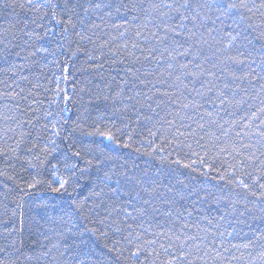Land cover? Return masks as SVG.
Masks as SVG:
<instances>
[{
    "label": "trees",
    "instance_id": "1",
    "mask_svg": "<svg viewBox=\"0 0 264 264\" xmlns=\"http://www.w3.org/2000/svg\"><path fill=\"white\" fill-rule=\"evenodd\" d=\"M49 2L60 0H0V264H264V202L241 186L259 193L264 184L254 183L264 173V81L230 75L260 72L262 0H247L250 12L199 0L212 8L184 22L196 33L188 43L179 38L192 45L186 56L173 51L168 28L177 14L166 7L183 0H91L100 7L78 9L67 32ZM229 32L239 33L231 48ZM238 52L248 56L243 66L229 60ZM225 83L228 100L245 103L221 106ZM96 128L130 147L87 135ZM101 150L114 161L81 174ZM125 169L166 186L151 206L123 177L103 180V172ZM60 178L69 181L67 193L51 191ZM73 203L83 205L79 213Z\"/></svg>",
    "mask_w": 264,
    "mask_h": 264
},
{
    "label": "snow or ice",
    "instance_id": "2",
    "mask_svg": "<svg viewBox=\"0 0 264 264\" xmlns=\"http://www.w3.org/2000/svg\"><path fill=\"white\" fill-rule=\"evenodd\" d=\"M213 3L217 6V7H223L226 9H233V10H237V9H247L249 12L251 11V8H249L248 6V2L247 0H239V2H232V3H223L222 0H213ZM264 6V0H262V5ZM41 7H44V5L42 4ZM48 7L50 9H52L51 15L52 18L56 20L57 24H60L63 28V30L65 32L68 31L69 27L74 28L75 24L73 22V17L77 15V10L79 9L80 11H83L84 13H87L90 9L92 8H97L100 7L99 4H94L91 2V0H87V4L85 6V0H60L59 3H52L49 2L48 3ZM158 6L156 5H152L151 8L154 10L155 8H157ZM166 7L169 8L170 12H174L176 13V17L175 19L177 20V26L176 27H169L168 31L172 32L175 34V39H174V44H175V48L173 49V51H176V49L178 48H183L184 50L182 52H178L177 54L180 56H186V55H190L191 53V48L192 45L189 44L188 47H185L183 43H179V38H183L185 43H188L189 41L195 39L196 37V33L192 32L191 30L187 29L185 27V21H195L197 20V18L199 17V10L202 8H208L209 10H211L212 5L211 4H207V3H200L199 0L197 3L193 4L191 2V0H183L182 3H176L175 6L173 5H166ZM253 7H255V5H253ZM60 8L61 11L64 13L65 16H67V21L66 23L64 22V20L60 17L57 16V13L55 11V9ZM38 10V9H37ZM183 10V11H182ZM188 12V13H192L195 12V14L193 15H185L184 13ZM44 15H48V12H45ZM164 15H168V14H164ZM217 19H219V17H217ZM42 27V26H41ZM195 27V24H194ZM237 27H239L237 25ZM177 28L180 29V31L177 30ZM228 36V47L231 48L234 46L235 43H237L239 41V33H237V35H232L231 32L227 33ZM82 39L84 37H81ZM161 42L163 43V40H161ZM264 47V46H262ZM167 51V49H166ZM169 55L171 56V53H169ZM250 55V54H249ZM241 57V58H238ZM160 59H164L163 55H161ZM172 59H175V57L173 56ZM229 60L231 61L232 64L236 65V66H243L246 64V62L248 61V56L245 55L244 52H238L237 56H230ZM189 63H191V61H189ZM252 63H255V61L253 60ZM169 67H172V65H169ZM178 67L180 69H184V70H188L189 68V64H180L178 65ZM196 68H200V65L197 64L195 65ZM260 72H256L255 69L249 68V71L246 72L244 74L243 77H237L235 75V73H230V75H232L233 80H241V79H248L249 83H251L252 81H256L257 83H260L261 81H264V60L261 61L260 65ZM171 74V73H170ZM184 75H192L195 76V73H191L188 71L184 72ZM209 75H214V73H209ZM177 80H180V77H177ZM204 85H202L203 87ZM185 88H187V85H184ZM208 91H212L211 88L208 89ZM230 91V85L225 83L223 86V90H219V95L217 96V100L219 101V104L221 106L227 104H243L245 103V101L243 99H241L240 101H229L228 100V92ZM261 91H264V84H261ZM117 97L120 96L119 93L116 94ZM198 96H202L203 93L197 92ZM128 100H132V97H128ZM207 103H215V101H206ZM195 106V105H193ZM185 108L189 107V105H184ZM222 111H227V108L221 107ZM119 111V109L117 110ZM209 116H212V113H208ZM211 123L215 124L217 123L216 121H211ZM220 128H223V125H218ZM200 127H203V125H200ZM57 135L59 134V131L57 130ZM225 135L227 133H224ZM87 135L89 136H99V137H103L106 140L112 141L114 144H116L119 147H124V148H129L130 144H120V142L118 140H116L114 134L110 131H101L99 128H96L95 131L93 132H89L87 133ZM129 139H131V137H129ZM93 150L89 149L88 152L91 153ZM137 152L139 151V149L136 150ZM152 153H145V155H151ZM262 155H264V153H261ZM72 155L74 157L77 158H81L82 154L80 151H76L74 153H72ZM114 157H110L105 155L104 151L101 150L93 159H88L86 161H84L86 167L80 169L81 174L86 173L89 169L92 168H96L99 171H103V167L108 164L109 162L114 161ZM249 160H252L253 157L249 156L248 157ZM257 159H259L257 157ZM173 163H181V161L177 160V161H173ZM261 163H264V161H262ZM69 167L75 169L77 168L76 164H72ZM112 167H115V164L112 165ZM121 167L123 168V165H121ZM185 167H190V165H185ZM119 175L120 177H123L126 182L128 184L131 185V189L130 191L132 193H134V198L137 200H141L142 204L145 206H151L152 200L156 197V195L158 194L159 190L161 187H166L164 185H161L155 181H150L147 180V173H145L143 175V177H137L135 174L129 175V171L127 169L119 172L118 174L116 172H112L111 175H109L108 172H103V180L104 181H109L113 179V176ZM250 175V174H248ZM261 178H264V173L261 174V176H257L254 180V183H257ZM179 183H183L182 181H178ZM232 181H229V183H231ZM39 183V181L37 182ZM69 181L65 180L63 178H60L59 180V187L51 189V191L56 192V193H67L68 191V187H69ZM241 186L248 191V193L253 196V197H257L259 201L264 202V184H258V187L261 189V191H259V193H257L256 191H253L248 184H244L241 181ZM36 185L34 184H30L29 188H35ZM105 187H107V184L105 183ZM120 189V184L119 181H117V187L110 189V191H112L114 194L117 192V190ZM103 192V189H101V191L97 192L94 191L92 193L89 194V197H100L101 194ZM146 197V198H145ZM129 203H131V201H129ZM83 207L82 204H76L73 203L72 205V212L74 213H79L80 209ZM262 211H264V208H262ZM139 215L141 216H145L147 215V208L146 207H141L138 210ZM127 218V216H126ZM132 219H136L135 217H132ZM99 223L101 225L104 224V220L99 221ZM129 227H131L129 225ZM69 232H71V228L68 229ZM115 231L119 232L121 231L119 228L115 229ZM84 232H91L93 234L99 232L100 236H105L106 233L104 232H100L98 228H84ZM83 232L78 233L79 237H83ZM129 235H131V233H129ZM179 238V237H177ZM83 242V241H82ZM113 251H119V249H112ZM140 253V249L138 248L136 252L132 253V255L134 256H139ZM90 264H92V262L90 261Z\"/></svg>",
    "mask_w": 264,
    "mask_h": 264
}]
</instances>
